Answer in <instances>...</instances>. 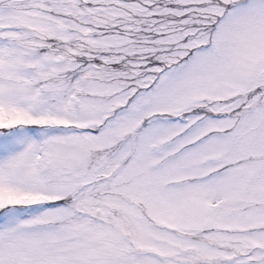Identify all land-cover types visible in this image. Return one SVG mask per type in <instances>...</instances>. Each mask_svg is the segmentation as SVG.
Masks as SVG:
<instances>
[{
  "label": "snow or ice",
  "instance_id": "obj_1",
  "mask_svg": "<svg viewBox=\"0 0 264 264\" xmlns=\"http://www.w3.org/2000/svg\"><path fill=\"white\" fill-rule=\"evenodd\" d=\"M0 264H264V0H0Z\"/></svg>",
  "mask_w": 264,
  "mask_h": 264
}]
</instances>
